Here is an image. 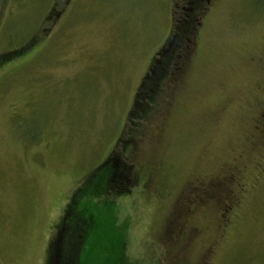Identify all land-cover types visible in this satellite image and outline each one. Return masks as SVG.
<instances>
[{
  "label": "rangeland",
  "instance_id": "374dc122",
  "mask_svg": "<svg viewBox=\"0 0 264 264\" xmlns=\"http://www.w3.org/2000/svg\"><path fill=\"white\" fill-rule=\"evenodd\" d=\"M173 9L0 0V54L21 51L0 68V264H45L73 192L112 157L134 180L82 200L81 264H264V0L196 10L182 70L129 120Z\"/></svg>",
  "mask_w": 264,
  "mask_h": 264
},
{
  "label": "trees",
  "instance_id": "16d2710c",
  "mask_svg": "<svg viewBox=\"0 0 264 264\" xmlns=\"http://www.w3.org/2000/svg\"><path fill=\"white\" fill-rule=\"evenodd\" d=\"M59 1L64 8L71 0ZM209 2L210 0H174L170 36L154 58L139 86L129 120L141 121L146 116L147 109L151 108L150 101L157 94L161 80L169 77L172 72L176 74L182 70L183 61L191 52V45H194L192 37L196 34L203 14L198 16L195 11L202 10L204 5L209 7ZM54 13L57 20L61 11H54ZM20 54L21 51L0 54V68L21 56ZM106 167L109 169L103 175L92 180L97 171ZM129 169L127 164L122 163L117 157H112L91 173L73 192L59 222L53 229L54 235L50 238L46 249L45 264H81L84 245L94 224L91 212L80 208L82 200L88 195L100 198L128 194L131 182L133 183L134 180L130 177ZM87 184L90 185L83 192Z\"/></svg>",
  "mask_w": 264,
  "mask_h": 264
},
{
  "label": "flooded vegetation",
  "instance_id": "af4514ba",
  "mask_svg": "<svg viewBox=\"0 0 264 264\" xmlns=\"http://www.w3.org/2000/svg\"><path fill=\"white\" fill-rule=\"evenodd\" d=\"M213 2V0H210L209 4H211Z\"/></svg>",
  "mask_w": 264,
  "mask_h": 264
}]
</instances>
